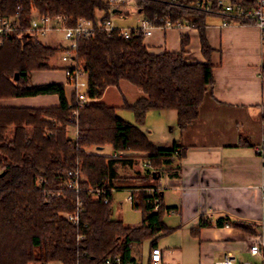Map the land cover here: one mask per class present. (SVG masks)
<instances>
[{
    "label": "trees",
    "instance_id": "obj_1",
    "mask_svg": "<svg viewBox=\"0 0 264 264\" xmlns=\"http://www.w3.org/2000/svg\"><path fill=\"white\" fill-rule=\"evenodd\" d=\"M229 1L243 8H253L257 2ZM137 8L143 19L158 24L166 19L187 20L198 32L204 62L186 51L188 33L181 34L178 51H158L145 45L142 32H132L124 39L117 29L110 36L97 30L92 38L77 44L89 99L78 109L74 96L67 99L63 84L32 83V72L51 69L49 59L62 48L45 45L38 41V32L27 29L34 10L44 16L63 14L70 26L79 18L97 25L109 20V4L105 0H0V17L15 16L19 26L0 47V99L58 97L55 107H0V264H103L117 256L121 264H136L133 252L140 245L149 241L151 252L158 238L173 231L163 221L170 210L163 206L161 192L156 193L160 206L154 211L153 204L146 202L144 189L158 187L155 180L179 169L185 149L177 141L170 149L157 147L140 125L149 111L174 110L177 128L183 132L198 117L200 104L213 84V50L205 34L209 17L171 8L166 0L138 3ZM122 81L142 92L133 103L123 97L121 106L134 112L137 124L123 120L116 107L101 101L107 88L118 89ZM68 126L76 130L75 138L68 137ZM104 146L121 156L92 153ZM133 153H141L139 157L150 165L137 176V183H128L127 188L140 189L134 193L132 208L142 218L139 226L127 227L112 218L111 191L120 189L117 165H131L138 157ZM73 169L83 174L79 191L55 196L58 184L65 180L62 174ZM102 185L108 192V204L91 193ZM78 208V224L61 216ZM205 225L201 220L191 234L196 236Z\"/></svg>",
    "mask_w": 264,
    "mask_h": 264
},
{
    "label": "crops",
    "instance_id": "obj_2",
    "mask_svg": "<svg viewBox=\"0 0 264 264\" xmlns=\"http://www.w3.org/2000/svg\"><path fill=\"white\" fill-rule=\"evenodd\" d=\"M137 14L139 21L128 29L140 25L142 16ZM183 33L190 38L186 51L204 62L196 30L156 31L144 42L150 50L178 51ZM205 34L213 50V84L200 104L198 117L180 132L174 110L147 113V117L158 115V126L151 125L157 133L172 123L168 127L171 135L161 133L159 141L153 142L157 147L170 149L177 141L185 149L179 169L162 174L158 187L163 206L170 210L164 214L165 225L175 233L179 231L186 240H182L181 249L157 248L165 260L179 259L181 264H215L226 255L234 257V264H262L264 254L252 255L249 247L256 242L264 247V154L256 152L264 147V42L255 26L221 27L216 18L206 19ZM60 41L57 39V46ZM55 67L33 74L34 83H61L70 99V89L64 84L65 66L59 61ZM57 105L56 95L0 99V107ZM140 129L149 137L152 134V130ZM143 172L139 165L137 174ZM129 184L120 182V189L112 190V204L115 192L129 191ZM201 220L207 225L192 235L191 229L197 228ZM150 254L149 247L146 264H152Z\"/></svg>",
    "mask_w": 264,
    "mask_h": 264
},
{
    "label": "built area",
    "instance_id": "obj_3",
    "mask_svg": "<svg viewBox=\"0 0 264 264\" xmlns=\"http://www.w3.org/2000/svg\"><path fill=\"white\" fill-rule=\"evenodd\" d=\"M109 4L110 16L109 20L98 22L97 25L91 20L79 18L74 26L68 25V19L63 14L55 16H44L39 14L36 10L33 11L30 26L27 32H38L40 36H46L48 33L55 32L61 35L60 47L62 48L61 62L64 64V84L70 89V98L74 96L75 105L78 109L82 108L88 102L87 75L79 61L77 55V44L80 40L92 38L97 30L103 31L107 36L112 34V30L117 29L118 35L124 39H129L131 33L138 34L142 32L143 38H148L156 31L164 32L170 29L179 31L196 30L189 25L187 20L177 19L171 21L166 19L163 24H158L155 20L141 19L140 25L130 29L118 28L113 25L111 16L117 15L122 18L129 14L127 8L133 6L138 13V3L149 2L150 0H105ZM171 8H183L195 13H202L209 18L219 19L221 27H228L231 25H253L260 32V38L264 42V0H257L253 8H243L239 4H234L229 0H216L214 3L210 0H201L195 3H179L177 0H166ZM19 31V26L15 16L0 17V47L4 45L9 36ZM74 114H76L74 112ZM76 116V115H75ZM76 137V132H75ZM74 137V138H75ZM258 154H264V147L258 148ZM115 158L121 156V153L112 152L107 155ZM150 162L145 161L143 168L149 167ZM65 177L63 182L59 183L56 192L53 194L57 197H65L69 191L78 192L83 174L79 169L65 171L62 174ZM262 198H264V186H262ZM140 189H130L126 200L132 205L134 201V193L139 192ZM147 195V203L153 204V210L156 211L160 206V200L156 197V193L160 192L159 187H149L144 189ZM112 192V191H111ZM91 193L98 199H102L105 204L109 203L108 192L104 185L92 188ZM80 205V203L78 204ZM81 211L78 208L74 213H63L61 216L74 224H78V214ZM229 227L228 224L224 225ZM252 255L263 256L264 247L261 243L256 242L249 247ZM152 264H181V261L173 260L167 261L162 257V251L159 248H153L150 254ZM103 264H121L120 258H108ZM215 264H234V257L226 255L221 261ZM241 264H251L243 262ZM264 264V260L263 263Z\"/></svg>",
    "mask_w": 264,
    "mask_h": 264
},
{
    "label": "rangeland",
    "instance_id": "obj_4",
    "mask_svg": "<svg viewBox=\"0 0 264 264\" xmlns=\"http://www.w3.org/2000/svg\"><path fill=\"white\" fill-rule=\"evenodd\" d=\"M127 10L129 12V14L124 15L122 18H120L119 16H116V15L111 16V20H112L114 26H117L118 28L128 29L130 26L135 25L137 23V21H139L140 16L137 14V12L133 6L128 7ZM60 37H61L60 34L55 33V32H51V33H48L46 36L38 35L37 39H38V41H40L42 43L44 42V44L47 46L57 47V39L61 40ZM60 56H61V54H60V52H58V53H56V55H54L52 58L49 59L50 65L52 67H51V69H48V70L57 69V67H55V66H57L59 64V61H61ZM42 72H44V71H42ZM35 73L38 74L41 72H38V73L32 72V74H31L32 83H34V79L32 76H34ZM58 77H60V76H58ZM69 94H70V92H69ZM140 96H142V92L140 90L136 89L135 87H133L129 83L122 81L120 83L118 89L116 87L107 88L103 93L101 101L104 102L108 106L116 107L117 108L116 114L120 118H122L123 120H125L129 123H132V124H137L134 112H132L131 110L123 109L121 106L123 105V97L129 103H133ZM158 123H159L158 122V115L157 116L153 115V117H147V115H146L143 124L140 125L143 127L144 130H147V129H148L147 131L152 130V134H150L151 139H149L152 143L155 141H159L157 139L159 138L161 133H164L165 135H171L168 132L169 131L168 127H170L169 125H172V123L167 124V126H165V125L162 126V130H159V133H157L156 130L153 131L154 128L151 127V125L152 126H155V125L158 126ZM45 130H47V129H45ZM75 132H76V130L73 127H70V126L67 127L68 137L74 138ZM147 136H148V138H150L149 134H147ZM161 143H164V141ZM96 152H97V154H100V155L101 154L109 155L112 153V149L110 146H104L103 149H101V150H97V148H94L92 153H96ZM133 155H136L138 157H136L135 159L129 157L130 159H133L131 165H120V164L117 165V173L119 175L120 182H125V183H130V184H133V183L135 184L138 182V181H136L137 176H138L137 170H139V165H143V163L145 161L143 160L142 157H139L140 155H142L141 153H136ZM133 164H134V166H133ZM159 179L155 180L157 184L159 182ZM120 182L118 181V183H120ZM128 194H129V191H125V190L115 192L114 202L112 204V212H113L112 218L115 220H120L123 222L124 225L130 226V227L138 226L140 224L141 218H142L141 212L137 209H133L130 206V203L125 200V198L128 196ZM119 202L122 203L121 206L119 205ZM177 232H179V231H176V233L173 231L167 235H164V236L158 238L157 245L161 249H164L166 247H168L170 249H172V248L173 249H181V247H183L182 240H186V238L182 237V234L177 233ZM148 250H149V241H146L142 245H140V247H138V249H136L133 252L134 257L136 258L138 264H140V259H142L143 264H146L147 256H148ZM185 252H186V250H185ZM49 264H58V263L54 262V263H49Z\"/></svg>",
    "mask_w": 264,
    "mask_h": 264
},
{
    "label": "water",
    "instance_id": "obj_5",
    "mask_svg": "<svg viewBox=\"0 0 264 264\" xmlns=\"http://www.w3.org/2000/svg\"><path fill=\"white\" fill-rule=\"evenodd\" d=\"M15 78H16V76H15ZM101 149H102V147H97V150H101ZM153 177L156 178V176L154 175V173H153Z\"/></svg>",
    "mask_w": 264,
    "mask_h": 264
}]
</instances>
